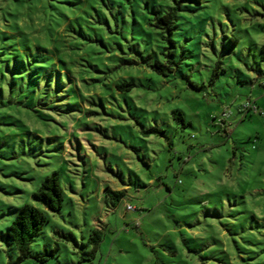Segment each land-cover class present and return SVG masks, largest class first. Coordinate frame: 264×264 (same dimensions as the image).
Here are the masks:
<instances>
[{"label":"rangeland","instance_id":"1","mask_svg":"<svg viewBox=\"0 0 264 264\" xmlns=\"http://www.w3.org/2000/svg\"><path fill=\"white\" fill-rule=\"evenodd\" d=\"M263 45L264 0H0V264H264ZM53 173L18 261L1 235Z\"/></svg>","mask_w":264,"mask_h":264},{"label":"trees","instance_id":"2","mask_svg":"<svg viewBox=\"0 0 264 264\" xmlns=\"http://www.w3.org/2000/svg\"><path fill=\"white\" fill-rule=\"evenodd\" d=\"M193 2L200 3L201 0H191ZM175 9H171L163 17L155 21V27L159 29L163 34L170 35L173 30V23L175 21ZM238 39L234 38L233 43H237ZM172 44V43H171ZM262 58L264 59V45L261 47ZM152 68L158 74L167 76L171 73L170 67H167L160 63H155ZM133 87L132 83H123L116 85L118 91H129ZM179 120L185 122L183 117H179ZM161 130L158 128H150L143 132L145 136L152 134L160 135ZM124 191H114L109 187L104 188V197L110 202L111 207L115 208L124 201ZM33 200L41 205L43 209L38 208L32 204H24L16 213L11 224L7 228L6 232L1 235L2 240H8L13 242L18 252V261L24 260L29 251L30 244L48 223V217L44 210L50 212H59L62 208L65 194L62 185L58 179L56 173L45 177L37 190L32 194ZM102 239V232L94 230L92 237L89 239L94 248L93 251L98 249V245Z\"/></svg>","mask_w":264,"mask_h":264},{"label":"built area","instance_id":"3","mask_svg":"<svg viewBox=\"0 0 264 264\" xmlns=\"http://www.w3.org/2000/svg\"><path fill=\"white\" fill-rule=\"evenodd\" d=\"M243 109L246 110V111H253L255 109V106L249 104V103H245V105L243 106ZM126 208L128 210H131L132 207L130 205H127Z\"/></svg>","mask_w":264,"mask_h":264}]
</instances>
